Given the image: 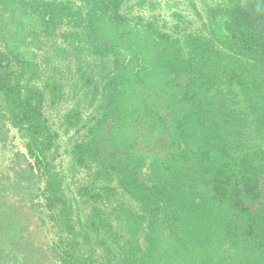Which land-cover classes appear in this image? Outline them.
Returning <instances> with one entry per match:
<instances>
[{"label": "trees", "instance_id": "trees-1", "mask_svg": "<svg viewBox=\"0 0 264 264\" xmlns=\"http://www.w3.org/2000/svg\"><path fill=\"white\" fill-rule=\"evenodd\" d=\"M209 1L0 0V264H264V0Z\"/></svg>", "mask_w": 264, "mask_h": 264}, {"label": "rangeland", "instance_id": "rangeland-1", "mask_svg": "<svg viewBox=\"0 0 264 264\" xmlns=\"http://www.w3.org/2000/svg\"><path fill=\"white\" fill-rule=\"evenodd\" d=\"M138 2H140L139 5H142L141 12L144 17L151 19L156 18L160 23L159 25L163 26L166 31L171 33L176 29L186 30V32L189 33H199L200 31L206 32L203 30L205 24L208 25L207 23L209 20L206 12L208 8L213 7L209 0H131V4L133 5H138ZM59 45L66 47V45L62 44L61 39L57 38L55 40H48L43 48L46 51V48L48 49L52 46L59 47ZM48 53H50V51ZM73 65L74 63H72L71 56L67 55L64 62H62L55 58L54 53H50L48 64L46 66L50 74L55 75L57 73L56 77L58 79L69 78L72 85L77 84L78 90H80L81 84L78 80L76 81V76L72 73ZM64 85H67V82ZM78 99L80 102L84 103L87 101L83 91L79 94ZM89 111H91V109ZM53 119L57 126L62 123V121L56 117ZM60 133V153L63 154L65 149L69 148V142L73 141L76 137H74V134L71 131L66 134L64 128H61ZM63 157H65V155H63ZM64 159L65 163L70 165L71 161L68 158ZM21 212V214L29 221V223L27 221V236L35 245L44 247L43 244L46 241L42 238L39 229H37V221L34 219L35 214L29 210H22ZM45 253L47 254V252Z\"/></svg>", "mask_w": 264, "mask_h": 264}]
</instances>
